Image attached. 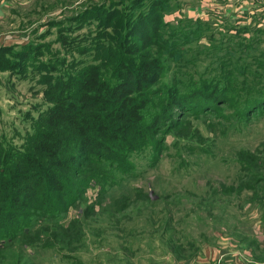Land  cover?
<instances>
[{
    "label": "rangeland",
    "instance_id": "1",
    "mask_svg": "<svg viewBox=\"0 0 264 264\" xmlns=\"http://www.w3.org/2000/svg\"><path fill=\"white\" fill-rule=\"evenodd\" d=\"M109 1L15 0L0 30L26 35L22 44L44 45L62 56L65 48L55 41L59 30L68 27L66 35L80 41L95 26L75 28L65 19ZM168 5L173 25L200 19L209 27L204 35L237 34L246 44L258 38L246 49L247 59H264V0ZM242 27L248 31L243 37ZM204 45L209 46L206 36L182 44L181 57L165 62V79L209 75L202 71L213 49ZM7 57H0V136L19 145L44 104L43 86L30 68L24 76L7 70ZM229 105L214 103L199 116L184 113L180 124L165 129V149L155 165H148L147 151L134 156L130 174L118 173L123 178L103 191L89 187L60 223L42 222L37 235L0 244V264H264V111L239 118Z\"/></svg>",
    "mask_w": 264,
    "mask_h": 264
},
{
    "label": "trees",
    "instance_id": "2",
    "mask_svg": "<svg viewBox=\"0 0 264 264\" xmlns=\"http://www.w3.org/2000/svg\"><path fill=\"white\" fill-rule=\"evenodd\" d=\"M143 1L88 5L65 19L75 28L95 26L80 41L66 35L68 27L59 30L62 56L30 42L0 45V57L10 56L7 70L38 74L44 103L22 143L0 136V244L37 235L42 222L60 223L89 187L103 191L123 178L118 173L130 174L134 156L147 151L148 165H155L165 129L184 113L199 116L214 103L234 106L239 118L264 111V59L246 55L258 38L246 44L237 34L204 35L209 27L200 19L168 22L169 0H148L138 10ZM241 29L243 37L247 27ZM203 36L204 48L213 49L202 71L209 75L166 80L167 59L180 58L182 44Z\"/></svg>",
    "mask_w": 264,
    "mask_h": 264
},
{
    "label": "crops",
    "instance_id": "3",
    "mask_svg": "<svg viewBox=\"0 0 264 264\" xmlns=\"http://www.w3.org/2000/svg\"><path fill=\"white\" fill-rule=\"evenodd\" d=\"M13 2H15V0H0V20L3 18H6L7 16L5 17V15L10 13V9H11ZM170 18H171V15H169V19ZM0 31H1L0 32V45L22 44L25 37L27 38L26 35L14 34V33L4 34L2 30Z\"/></svg>",
    "mask_w": 264,
    "mask_h": 264
},
{
    "label": "built area",
    "instance_id": "4",
    "mask_svg": "<svg viewBox=\"0 0 264 264\" xmlns=\"http://www.w3.org/2000/svg\"><path fill=\"white\" fill-rule=\"evenodd\" d=\"M202 264H221V262L202 263Z\"/></svg>",
    "mask_w": 264,
    "mask_h": 264
}]
</instances>
